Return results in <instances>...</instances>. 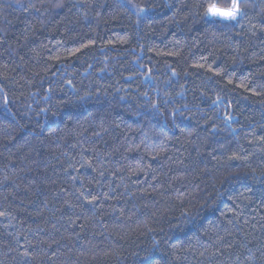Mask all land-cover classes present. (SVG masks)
I'll return each instance as SVG.
<instances>
[{
    "label": "trees",
    "instance_id": "obj_1",
    "mask_svg": "<svg viewBox=\"0 0 264 264\" xmlns=\"http://www.w3.org/2000/svg\"><path fill=\"white\" fill-rule=\"evenodd\" d=\"M210 3L0 0V264H264V0Z\"/></svg>",
    "mask_w": 264,
    "mask_h": 264
},
{
    "label": "snow or ice",
    "instance_id": "obj_2",
    "mask_svg": "<svg viewBox=\"0 0 264 264\" xmlns=\"http://www.w3.org/2000/svg\"><path fill=\"white\" fill-rule=\"evenodd\" d=\"M144 8H139L140 12L145 11ZM240 5L239 0H232L231 6L229 7H220L215 3H210L207 5L205 10V15L217 16L224 19H236L240 14Z\"/></svg>",
    "mask_w": 264,
    "mask_h": 264
}]
</instances>
